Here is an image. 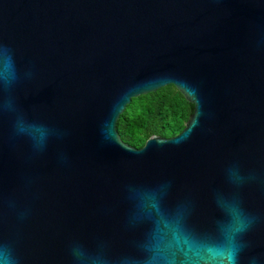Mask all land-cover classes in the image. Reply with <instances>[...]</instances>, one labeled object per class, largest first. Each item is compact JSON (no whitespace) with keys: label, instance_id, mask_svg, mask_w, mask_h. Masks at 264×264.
<instances>
[{"label":"water","instance_id":"95a60500","mask_svg":"<svg viewBox=\"0 0 264 264\" xmlns=\"http://www.w3.org/2000/svg\"><path fill=\"white\" fill-rule=\"evenodd\" d=\"M0 264H264V0H0Z\"/></svg>","mask_w":264,"mask_h":264},{"label":"trees","instance_id":"16d2710c","mask_svg":"<svg viewBox=\"0 0 264 264\" xmlns=\"http://www.w3.org/2000/svg\"><path fill=\"white\" fill-rule=\"evenodd\" d=\"M193 106L172 86L131 100L120 115L116 130L120 139L141 148L151 136L171 138L185 127Z\"/></svg>","mask_w":264,"mask_h":264},{"label":"clouds","instance_id":"9594fccd","mask_svg":"<svg viewBox=\"0 0 264 264\" xmlns=\"http://www.w3.org/2000/svg\"><path fill=\"white\" fill-rule=\"evenodd\" d=\"M20 130L23 131V128L21 127Z\"/></svg>","mask_w":264,"mask_h":264}]
</instances>
